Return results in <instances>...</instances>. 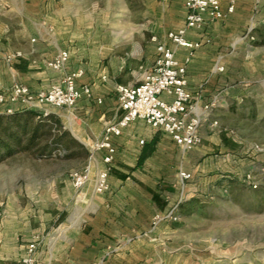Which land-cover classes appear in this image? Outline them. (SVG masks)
I'll list each match as a JSON object with an SVG mask.
<instances>
[{
	"label": "crops",
	"instance_id": "crops-1",
	"mask_svg": "<svg viewBox=\"0 0 264 264\" xmlns=\"http://www.w3.org/2000/svg\"><path fill=\"white\" fill-rule=\"evenodd\" d=\"M185 2L150 0L148 25L139 29V38L127 49L129 42L95 28L84 16L66 9L61 0H0V93L17 82L35 91L48 89L66 74L82 69L77 84H89L92 96L83 97L72 108L50 110L88 152L105 126L126 113L116 86L139 84L156 59L160 42L175 49L187 66V88L197 107L214 103L200 127L202 142L191 150L144 119L125 126L113 138L117 151L111 188L104 194L94 192L96 170L103 165L99 154L83 195H77L71 173L83 169L87 158L82 167L59 174L51 190L27 198L16 209L6 203L0 208V264H22L32 243L38 245L36 264H144L143 254L156 252L158 245L167 247L172 222L154 225L153 218L188 200L198 189L199 172L221 169V162L205 169L204 157L211 150L230 146L229 134H221L211 117L237 80L238 52L241 58L248 57L255 41L250 36L264 25V0H237L234 13L188 31L187 39L200 43L199 47H177L168 33L185 26ZM63 50L70 53L66 66L52 68L49 63ZM17 52L21 55L7 59ZM7 109L23 106L6 102L1 110ZM181 171L192 174L185 185Z\"/></svg>",
	"mask_w": 264,
	"mask_h": 264
},
{
	"label": "rangeland",
	"instance_id": "rangeland-1",
	"mask_svg": "<svg viewBox=\"0 0 264 264\" xmlns=\"http://www.w3.org/2000/svg\"><path fill=\"white\" fill-rule=\"evenodd\" d=\"M74 14L97 29L113 32L130 47L150 19V0H61ZM264 25L248 57L237 54V80L213 112L221 134H229V149L207 154L198 189L178 207L166 246L151 249L144 264H264ZM240 50V44H238ZM215 146V145H214ZM213 146V147H214ZM216 147V146H215ZM88 156L17 152L0 160V208L15 209L29 197L51 190L59 174L82 167ZM214 159V160H213ZM86 161V163H87ZM85 163V164H86ZM85 167V166H84ZM81 170V169H80ZM252 175L257 188L246 176ZM2 204V205H1ZM160 243V242H158ZM146 261V262H145Z\"/></svg>",
	"mask_w": 264,
	"mask_h": 264
},
{
	"label": "built area",
	"instance_id": "built-area-1",
	"mask_svg": "<svg viewBox=\"0 0 264 264\" xmlns=\"http://www.w3.org/2000/svg\"><path fill=\"white\" fill-rule=\"evenodd\" d=\"M224 3L226 6L224 7ZM237 0H186V24L177 30L168 33V38L177 47H186L191 50L200 46V43L187 39L191 29H200L208 20L224 19L235 12ZM251 30H249L250 32ZM157 41V37H153ZM250 39L255 40L251 35ZM157 57L145 71L142 81L137 85L116 86L118 101L125 110L124 117L116 122L108 123L103 135L96 140L89 149L88 161L81 170L71 173V180L77 195L84 193V187L91 180L92 163L101 154L103 165L98 167L94 177V192L104 194L111 188L110 173L116 154L113 138L122 133L130 122L144 119L152 127L168 134L185 150H191L201 144L200 127L203 118L208 114L214 103L198 108L195 96L187 88V66L182 63L176 50L165 43H159ZM21 55L17 52L7 56L8 60ZM70 58L68 50H63L49 63L54 69H63ZM222 69V68H221ZM84 74L82 69L64 76L61 83L54 84L48 89L33 90L22 83H14L7 91L0 93V113H11L12 109L1 110L6 102L19 103L23 109L37 110L47 116L50 108L74 107L83 97H91L92 87L89 84L79 86L77 80ZM213 124H217L215 121ZM180 181L185 185L192 174L181 171ZM246 181L252 188L258 184L252 180V175L246 176ZM179 204L173 206L166 213H157L153 218L154 225L164 220L177 221ZM37 243L28 246L22 264L37 263Z\"/></svg>",
	"mask_w": 264,
	"mask_h": 264
},
{
	"label": "trees",
	"instance_id": "trees-1",
	"mask_svg": "<svg viewBox=\"0 0 264 264\" xmlns=\"http://www.w3.org/2000/svg\"><path fill=\"white\" fill-rule=\"evenodd\" d=\"M35 148H39L41 154L70 155L77 150L89 155L86 147L63 127L53 113L43 116L31 109L0 113V160Z\"/></svg>",
	"mask_w": 264,
	"mask_h": 264
}]
</instances>
